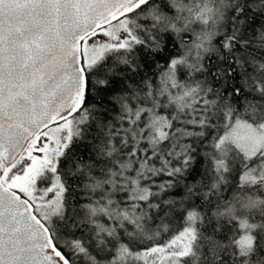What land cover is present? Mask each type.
Segmentation results:
<instances>
[{
    "label": "snow or ice",
    "instance_id": "snow-or-ice-1",
    "mask_svg": "<svg viewBox=\"0 0 264 264\" xmlns=\"http://www.w3.org/2000/svg\"><path fill=\"white\" fill-rule=\"evenodd\" d=\"M0 264H264V0H0Z\"/></svg>",
    "mask_w": 264,
    "mask_h": 264
}]
</instances>
